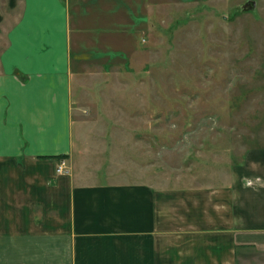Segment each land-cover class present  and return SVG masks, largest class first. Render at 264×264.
Instances as JSON below:
<instances>
[{"label":"crops","instance_id":"crops-1","mask_svg":"<svg viewBox=\"0 0 264 264\" xmlns=\"http://www.w3.org/2000/svg\"><path fill=\"white\" fill-rule=\"evenodd\" d=\"M78 16L67 0H0V264H264V148L210 188L56 172L71 162L76 34H106Z\"/></svg>","mask_w":264,"mask_h":264},{"label":"rangeland","instance_id":"rangeland-1","mask_svg":"<svg viewBox=\"0 0 264 264\" xmlns=\"http://www.w3.org/2000/svg\"><path fill=\"white\" fill-rule=\"evenodd\" d=\"M67 1L107 34H76L67 169L210 188L264 148V0Z\"/></svg>","mask_w":264,"mask_h":264},{"label":"built area","instance_id":"built-area-1","mask_svg":"<svg viewBox=\"0 0 264 264\" xmlns=\"http://www.w3.org/2000/svg\"><path fill=\"white\" fill-rule=\"evenodd\" d=\"M56 172L58 174H68L69 173L64 160L60 161V163L58 164L56 168Z\"/></svg>","mask_w":264,"mask_h":264},{"label":"water","instance_id":"water-1","mask_svg":"<svg viewBox=\"0 0 264 264\" xmlns=\"http://www.w3.org/2000/svg\"><path fill=\"white\" fill-rule=\"evenodd\" d=\"M249 5H250V8H253L254 7V2H249Z\"/></svg>","mask_w":264,"mask_h":264}]
</instances>
